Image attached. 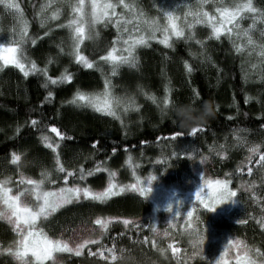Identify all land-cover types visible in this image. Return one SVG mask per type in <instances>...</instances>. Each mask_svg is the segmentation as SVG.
Wrapping results in <instances>:
<instances>
[{"label":"trees","instance_id":"16d2710c","mask_svg":"<svg viewBox=\"0 0 264 264\" xmlns=\"http://www.w3.org/2000/svg\"><path fill=\"white\" fill-rule=\"evenodd\" d=\"M15 2L28 21V37L36 41L32 44L28 40L24 46L25 54L35 61L38 69L46 68L47 76L56 78L62 73H69L72 80L53 85L39 70L27 77L14 66L0 70V179L12 176L9 187L15 192L20 171L25 173L26 178L40 179L41 171L47 168L53 172L52 178L57 182L46 184V188L54 190L65 186L64 174L54 170L58 154L65 168L75 173L76 178L69 177L67 186L75 183L102 191L108 185V171L116 172L112 179L117 185L136 183L133 171L143 185L147 184L149 175L156 177L152 183H161L151 187L147 197L127 188L103 202L84 197L74 200L39 225L55 238V234L63 230L71 231L78 226L89 225L97 218L131 221L144 218L153 210L169 212L168 205L173 199L183 201L182 207H177L181 214L189 193L182 191L180 185L194 176L193 167L208 162L209 178L230 180L229 187L237 193L234 208L229 209L231 211L227 210L222 217H218L220 213H215V210L209 209L211 211L208 212L204 209L207 214L196 216L194 209L190 220L192 228L184 223L170 230V237L164 241L153 240L152 227L144 231L132 223L109 225L105 228L108 233L106 244L115 250L116 255L123 250L144 264H151L154 260L158 264H215L230 239L243 240L264 251V227H261V219L264 218V170L253 169L250 176L247 171L251 166L247 162V148L255 143L261 145L264 152V128L261 127L264 125V79L260 78L264 75V65L258 64L253 69L251 64L259 60L256 52L249 55L248 48L240 53L235 51L234 42L244 44L246 39L233 36L230 40L227 34H222L218 40L210 38V27L196 24L191 31L196 40L204 42L203 47L195 40L186 41L183 38L173 37L172 47H166L159 40H150L147 45L136 47V67L122 65L113 75L111 66L98 58L107 53L118 35L122 36L116 45L118 49L123 48V39L129 35L147 36L149 30L145 26L133 20L127 25L128 32L118 33L115 26L118 17L106 18L107 26L104 22L97 24L99 35L93 40L86 39L81 45L82 53L94 63V67L88 69L76 62L71 53L67 22L74 14L67 5L61 8L58 18L49 19L41 25L38 13L41 5L48 4L49 0ZM111 2L117 5V13L123 12L125 19H130L118 0ZM134 2L138 13L142 11L148 18L159 17L161 24L166 22L161 8L175 12L181 26L186 21H192L193 17H185L184 13L189 7L195 11L197 4V0ZM178 2L182 5L180 8L176 7ZM234 2L236 0H224L225 5ZM253 4L264 9V0H253ZM56 6L55 2L49 4L46 9L49 17ZM217 6H220L219 2L213 4L209 0L204 7L210 14L218 16L215 13ZM251 15L240 20L242 28L252 22ZM262 26L258 22L257 27ZM18 27L15 10L0 4V43L10 42ZM134 27H139L140 31H133ZM185 31L187 33L188 29ZM252 34L258 43H264L259 31ZM160 35L157 33V36ZM185 62L190 65L191 71L185 68ZM106 79L114 95L133 97L139 108L127 112L121 110L120 119H117L91 107L69 103L77 89L89 93L102 92ZM46 83L47 87L44 86ZM49 91L53 96L46 99ZM152 96L155 100L150 98ZM246 97L252 99L245 102ZM165 98L167 104L164 103ZM33 119L37 121L36 125H32ZM52 127L61 134L55 143L56 152L41 140V136L48 135ZM193 128L197 129L195 133ZM241 128L248 129L240 133L246 139L244 144L237 143L233 134L235 129ZM173 151L178 155H172ZM13 152L21 155V162H17L19 168L11 162ZM188 152L193 155V161L186 154ZM220 152L225 154L220 155ZM129 156L132 157L131 164L126 163ZM202 157L206 159L202 160ZM98 165L101 170L94 171ZM80 168L85 173L93 170V174L81 180ZM252 181L255 184L250 189L251 193L240 192V184L247 186ZM164 182L169 184L166 186ZM219 209L220 205L216 210ZM196 217L200 219L198 224ZM193 231H199L204 237L200 244L203 251L195 256L191 250V237L194 236L190 232ZM210 239L219 244V253L215 254V249H210L212 244L207 242ZM10 242V231L1 228L0 246L5 248ZM170 243L180 247L179 256L171 253ZM157 248L165 249L164 257L156 252ZM3 255L8 259V254ZM111 255L110 252L105 258L111 261ZM45 264H51V261ZM62 264H119V260L102 261L84 252L79 256L64 253Z\"/></svg>","mask_w":264,"mask_h":264},{"label":"snow or ice","instance_id":"6c2138e0","mask_svg":"<svg viewBox=\"0 0 264 264\" xmlns=\"http://www.w3.org/2000/svg\"><path fill=\"white\" fill-rule=\"evenodd\" d=\"M55 2L57 6L55 10L51 12L49 17L46 13L49 4ZM213 4L219 2L220 6L215 7V13L217 15L210 14L205 10V5L209 3V0H197L196 10L192 11L191 7L189 10L184 13L185 17L192 16L193 19L191 22L185 23L184 26H181L177 21L180 19L173 11H168L163 8L160 11L165 18V23H160L159 17L148 18L141 11L138 13L137 6L132 0V2H125V0H118V3L127 10V14L130 19H125V13H117L115 11L116 4L112 3L111 0H49L48 4H42L40 7V12L38 15L41 16L40 23L44 25L49 19L55 20L61 13V8L64 5H67L73 15L72 19H69L67 22V28L70 31V40H71V53L74 56L76 62L83 65L84 68H93L94 63L89 60L81 51V45L87 40L95 39L99 33L96 31V26L100 22H104L107 26L106 18L118 17L115 21V26L118 33L128 32L127 25L131 24L133 20L137 21L139 24H142L149 30V34L145 36L140 34L137 36L129 35L127 39H123V48L118 49L117 43L122 39L121 35H118L117 39L113 42L112 47L107 51L105 55L100 56L98 59L100 61L107 62L111 66V73L114 75L117 73L118 69L122 65H129L136 67L138 63V57L135 55V49L137 46L147 45L150 40H159V42L166 47H172V38L177 39L183 38L186 41L195 40L196 44L203 47L204 42L201 40H196L194 33L191 31L196 24H206L210 27L211 33L210 38L220 39L222 34H227L230 40L235 36L237 39L245 38L246 43L236 44L234 42L235 51L240 53L244 49H250L249 55L252 52H256L259 57L257 63L251 64L253 69H256L259 65H264V43H258L253 38V32L259 31L260 37L264 39V26L257 27L258 22L261 25H264V9L257 8L253 4V0H236L232 5H225L224 0H211ZM0 4H3L6 9L15 10L16 20L18 23V30L15 31L14 38L8 43H0V48H11L13 55L9 59L0 58V70H3L7 66H14L19 69V71L27 77L30 73H35L38 70L44 72L47 80L51 84L55 85L61 82H70L72 80V75L69 73H62L59 77L53 78L47 76V69H38L35 61H31L30 58L25 54V44L28 40H31L32 44H35V39L28 37V21L24 18L23 12L20 9V5L15 2V0H0ZM181 3H177L176 7L180 8ZM112 10L111 12L109 10ZM252 14L249 18L251 23L242 28L240 20H243L245 16ZM123 21V24L121 23ZM231 25L232 27H227ZM59 27H64V25H59ZM188 29L187 33L185 29ZM235 29V31H234ZM133 31H140L139 27H134ZM157 33H161L160 36H157ZM60 47L59 45L57 46ZM258 49V51H257ZM62 52L63 49L61 48ZM195 55V53H193ZM49 59V63H51ZM185 68L191 71L190 65L185 62ZM247 78V74H245ZM264 79V75H261ZM47 87V83L44 85ZM53 93L49 91L47 93V98H51ZM152 100H155V97H150ZM252 97H246L245 102H247ZM73 105L81 106L85 105L91 107L97 112L106 113L107 115L113 116L117 119H120V112H127L129 109H138L139 105L136 104V101L131 96H116L112 93L110 82L106 79L104 83V88L102 92H84L79 89L72 96L71 101L69 102ZM164 103L167 104V98H165ZM32 125H36L37 121L33 119L31 121ZM264 128V125L261 126ZM19 131V128H17ZM52 132H55L58 136L61 134L58 132L57 128L52 127ZM196 128L192 129V132L195 133ZM248 129H235L234 135L236 136V142L239 144L246 143L244 136H241L240 133L247 132ZM41 140L44 144L52 149L53 152H56L57 145L50 142V138L47 135H42ZM223 147V146H221ZM261 145L251 144L247 148L249 162L252 160V154H258L259 159L256 160V164L261 166V169L264 170V152L260 151ZM115 149H113V152ZM191 155V152L186 153ZM220 155H224V152H220ZM172 155H178L177 152L173 151ZM206 157H202V160ZM132 157L129 156L126 163L131 164ZM11 162L17 164L21 162V155L13 152L11 154ZM19 168V165L17 164ZM54 170L57 173L64 174L62 179L65 186L59 187L54 190H49L46 188V184H55L57 181L53 179V172L47 168H44L40 173V179L26 178L23 171L19 172L18 175V184L16 185V191L13 192V188L9 187L12 183V176H4L3 179H0V221H5L12 226V231L16 234V239L12 244L7 247H0V254L8 253L11 257L17 262V264H24V261H28L29 264H45L46 261H51V264H59L55 258V253H71L75 252L77 256L81 254V250L85 245L89 243H94L95 241L84 239L81 243H77L75 247H71L68 240L52 237L45 231L43 227L39 226V223L43 220L46 221L58 209L62 208L65 205L71 204L74 200L78 201L83 195L84 198H91L94 201H106L109 197L115 196L118 193H123L127 188H131L134 191L138 192L140 196L147 197L149 192L152 191L150 187L151 183L156 179L155 176L149 175L147 177V184L143 185L140 182V177L136 176V172L133 171L132 175L136 177V183L128 185H117L113 181V177L116 176L115 171H108L109 181L106 188L102 191H94L89 187H81L78 184H73L72 186H67L69 177H75V173L65 168L61 163L59 155L57 154L55 158V167ZM101 168L99 165L94 169V171H100ZM248 173L251 174L253 169L249 167L247 169ZM93 170H89L85 173L83 168L79 170V179H84L86 175H92ZM204 184L197 190L195 200L203 206L204 209H211L214 211L217 206L221 205L220 200H209L200 196V192L203 190L205 185H218L220 186L234 201V198L237 196L235 190L229 187L230 180L228 179H204L202 175ZM255 181H252L247 185L248 189L253 188ZM23 186V187H21ZM244 185L242 184L241 187ZM27 208V212H20L19 209ZM172 205H168V209L171 210ZM176 216L180 215V211H177ZM187 217L193 216V209H189L186 213ZM109 219H100L97 218L94 223L99 225L101 228H107ZM128 220H124V224H128ZM261 227H264V218L261 219ZM188 228H192V224L188 222ZM152 231L155 233L157 229L155 225L152 226ZM164 235H168L167 232ZM190 235L196 237L193 241L194 245H199L203 242L204 237L199 231L190 232ZM39 238L41 240L48 241L47 247H42L39 251V255L33 250H31V241L32 239ZM25 242H28L29 248L26 250ZM155 246V244H153ZM230 249L235 250V264H264V251H261L260 248L253 247L248 245L246 242L240 239L229 240L227 246L224 248V252L221 254L220 258L215 261V264H229V261L225 259V254L229 252ZM99 251V250H98ZM109 252L112 253L111 259L113 261L117 260V255L114 249H109ZM171 251L173 254L179 253L180 249L172 247ZM99 254L103 256V252L100 251ZM193 256L198 255L197 252L192 253Z\"/></svg>","mask_w":264,"mask_h":264},{"label":"rangeland","instance_id":"374dc122","mask_svg":"<svg viewBox=\"0 0 264 264\" xmlns=\"http://www.w3.org/2000/svg\"><path fill=\"white\" fill-rule=\"evenodd\" d=\"M47 136L50 138V142H52L53 144H55L59 139V136L55 132H52L51 130L49 131ZM260 151L262 152V149H260ZM189 157L191 158L192 161L194 160L193 155H190ZM257 159H259V155L258 154H252L251 162H249V160L247 161L248 164L251 165L250 167L252 169L257 168L259 170L261 168L260 165L256 164ZM207 163L205 162V163L200 164L199 166L196 165L197 167H193L192 172L194 173V176H190L189 179H186L180 185L181 190L185 191L186 193H189V195H188V198L185 199V201H186L185 208L181 211V214L179 216L175 215L176 214L175 211H177V207H181V206H179V201H176L172 198L173 199V200H171L172 208H171V210H169V212L161 211L162 209H160L157 212H155L153 210V212L151 211L144 218H140L138 220H131V221H129V223L135 224L136 227L143 228L144 231L150 229L153 225H155L157 232H159L160 235H156V232L154 233L152 231L153 240L154 241H164V239H167L170 237V233H169L170 230L172 231L173 229L180 227V225H183L184 223H188L191 220V217L189 218L186 215V213L189 209H193V211H194V209H196V211H195L196 216H200V215H202V213L207 214V212H205V211L210 212L211 210H209V209H205V211H204L203 206L202 205L200 206L199 202L195 200V197L193 195L194 192L198 188L201 187L202 175H204L205 178L210 177V174L208 171L209 165H207ZM252 173H253V171H252ZM252 173L251 174L248 173V175L250 176V175H252ZM158 184H161V183L159 181L156 183H151L150 187H154ZM163 184L167 186L169 183L164 182ZM242 184L239 185L240 192L251 193V190L248 189V187L246 185L243 184L244 186L241 187ZM129 190L131 191L133 189L128 188V191ZM80 199H83V195H81ZM234 203H235L234 201H228V202L222 203L220 205L221 209H219V211L216 210L219 208V206H217V208L215 209V213H220V215H218V217H222L223 212H225L229 209L232 210L234 208ZM231 210H229V211H231ZM196 218H198V217H196ZM104 219H109V218H104ZM199 222H200V219L198 218V220L196 221V224H198ZM119 223L124 224V221L120 220V219H110L108 226L109 225L113 226V225L119 224ZM3 225H5L6 227H4ZM1 228L7 230L8 232L10 231L12 242L16 239V234L12 231V226L9 225L7 222L0 221V230H1ZM197 230H198V227H197ZM164 231H168L167 232L168 235H164ZM55 237H59V238L68 240L71 247H75V245L77 243H81L84 239H89V240L95 241L94 243H89V244L85 245V247L81 250V254L84 252V253L89 254L90 256H95L96 258H99L102 261L115 262L112 259L110 261L107 258H105V256L110 253L108 250L111 249L106 244L107 241H105L106 239H108L107 230L105 228H101L99 225H96L94 223V221L91 224L86 225V226L85 225L84 226L83 225L78 226L77 228H75L71 231H69V230L64 231L63 230L62 232L55 234ZM191 238H192V242L196 239V237H191ZM12 242H10L9 245L6 246L5 248L9 247L12 244ZM207 242H210L212 244V248H210V249L213 250V248H214L215 254L219 253V251H220V250H218L219 244H215V242L213 240L207 241ZM0 247H2V246H0ZM169 247H170V249L172 247H176V248L180 249V247L179 246L177 247L175 243H170ZM191 250L193 252L194 251L197 252L198 254L201 251H203L200 244L194 245V243H192ZM100 251L103 252V256H101L99 254ZM180 252H181V249H180L179 253L175 254V256H179ZM65 253L67 254L68 252H65ZM171 253H172V251H171ZM3 254H8V253H3ZM3 254H0V264H17V262L11 257V255L8 254V259H6L5 255H3ZM63 254L64 253H55L54 254V256L57 259V261L59 262V264H62ZM70 254L76 255L75 252H71ZM234 256H235V250L230 249L229 252L227 254H225V259L228 260L230 262V264H232V262L235 260Z\"/></svg>","mask_w":264,"mask_h":264},{"label":"clouds","instance_id":"9594fccd","mask_svg":"<svg viewBox=\"0 0 264 264\" xmlns=\"http://www.w3.org/2000/svg\"><path fill=\"white\" fill-rule=\"evenodd\" d=\"M13 55V51L11 48H0V58L9 59ZM204 179H207L204 177ZM204 184V180L202 179L201 185ZM199 189V188H198ZM197 189V190H198ZM197 190L194 192V197L196 198ZM151 191L149 192V194ZM200 196L212 201L220 200L222 203L230 201L232 198L218 185H205L203 190L200 192ZM183 201L179 202V206L182 207ZM20 212H27V208L19 209ZM156 235H160L159 232H156ZM48 241L41 240L39 238L32 239L31 241V250L35 251L37 255H39V251L42 247H47ZM26 250L29 248L28 242H25ZM156 252L160 254L161 257H164L165 249L157 248ZM117 260H119V264H144L142 260L136 259V257L125 254L123 250L119 255H117ZM24 264H29L28 261H24ZM151 264H158L157 261H151ZM162 264V262H161Z\"/></svg>","mask_w":264,"mask_h":264}]
</instances>
